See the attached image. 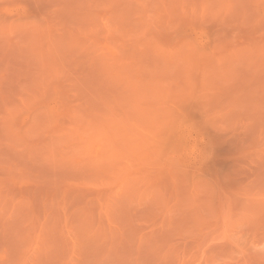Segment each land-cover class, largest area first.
Segmentation results:
<instances>
[{
	"label": "rangeland",
	"instance_id": "obj_1",
	"mask_svg": "<svg viewBox=\"0 0 264 264\" xmlns=\"http://www.w3.org/2000/svg\"><path fill=\"white\" fill-rule=\"evenodd\" d=\"M0 264H264V0H0Z\"/></svg>",
	"mask_w": 264,
	"mask_h": 264
}]
</instances>
